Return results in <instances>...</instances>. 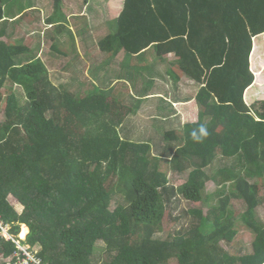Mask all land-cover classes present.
<instances>
[{
	"label": "trees",
	"instance_id": "obj_1",
	"mask_svg": "<svg viewBox=\"0 0 264 264\" xmlns=\"http://www.w3.org/2000/svg\"><path fill=\"white\" fill-rule=\"evenodd\" d=\"M13 1L0 0V21L21 13L10 11ZM107 3L119 30L99 42L103 52L117 56L122 50L137 62L150 53L158 60L177 57L180 71L200 85L199 120L163 131L156 146L125 141L118 127L138 109L137 104L123 105L122 91L131 79L123 71L127 66L121 67L118 82L113 84L110 75L105 85L93 82L89 93L75 95L52 82L46 63L22 39L0 40L3 222L15 236L20 225L29 228L25 244L40 246L42 264H93L100 241L115 255L104 264H264V225L257 217L264 204V69L257 67L255 74L251 68L254 39L264 33V0ZM13 87L22 88L25 104ZM4 90L9 91L5 98ZM255 90L261 94L255 97ZM202 125L208 136L196 142L191 133ZM153 148L156 156L149 154ZM218 156L233 162L216 176L232 183L234 193L220 201L210 214L212 221L190 210L199 222L189 234L158 238L166 209L177 196L199 203L206 185L217 181L206 169ZM192 166L179 188L170 184V173ZM252 167L259 170L261 182L249 178ZM116 195L125 204L111 210ZM233 198L246 207L235 223L229 208ZM236 224L254 234L252 255L231 256L221 246L231 245ZM16 250L0 236L3 259Z\"/></svg>",
	"mask_w": 264,
	"mask_h": 264
},
{
	"label": "crops",
	"instance_id": "obj_2",
	"mask_svg": "<svg viewBox=\"0 0 264 264\" xmlns=\"http://www.w3.org/2000/svg\"><path fill=\"white\" fill-rule=\"evenodd\" d=\"M47 2L50 3L49 9L45 8ZM103 2L106 8L105 14L98 12L99 8H91L93 3L101 4ZM13 3L14 9L10 8V11L13 10L17 13L18 10H21V13L15 19L5 17L3 21H0V40L6 35H16L26 44L25 38L23 36V38L18 37L17 34L25 31L27 26L31 25L28 27H32L33 30L25 37L33 36L34 41H43L44 44L45 39L46 42L49 40L53 42L52 46L48 45L49 49L55 52L56 55L66 57L67 62L64 64V69L67 73H65V76H69L71 86L79 88L83 84V80H87L85 75L98 86L105 85L108 79L111 78L110 75H112L110 80L114 84L120 79L118 75L122 73L123 68L121 67L126 66V62H128V65L129 63H134L136 66L142 64L144 75L142 76L143 79L140 78L143 81L142 86L139 85L138 79H127L129 88L122 91L124 92L122 95V100L125 101H122L124 106L135 107L136 104L138 105L137 111L128 115L118 127L119 134L124 139L141 143L138 139L143 135H132L130 132H141L144 127L151 128L152 123L157 127H159L158 122L167 125L163 129L159 127L162 130L160 134L162 136L165 130H179L186 124L198 122L201 112L196 98L200 85L180 71L177 57L170 55L168 59L158 60L150 53L143 60L137 62L136 60L139 58L135 59V57L126 55L122 50L119 51L117 56L112 50H110L111 53L110 51L109 53L103 52L99 42L109 35L117 34L119 30L116 21L117 16L114 15L115 18H109L107 0H90V2L89 0H61L58 5L55 0H14ZM12 4L8 7H12ZM5 16L8 15L5 14ZM98 19H106V21H102L105 25L98 26L99 21H96ZM25 21L29 24H25ZM62 24L65 28L59 30L58 26ZM57 33L60 34V37ZM5 38L8 40L10 37ZM253 44L254 56L251 57V68L257 74V67L262 68L260 72L264 69V33L255 38ZM58 45L59 48H57ZM95 51L97 54H94ZM90 55H94L91 57H94L95 61H92L93 64L88 65L86 68L84 61ZM58 78V76L56 78L50 76L56 86L63 87L67 91V88H69L68 92L73 94L74 92L71 91L70 86L61 87L60 84L57 85L54 82L59 80ZM256 81L258 82V78ZM262 83L263 80L259 82V84ZM78 94L80 92L75 95ZM259 94H261V91L258 90L253 93L255 97ZM131 99L135 102L132 103ZM138 100H140L139 103ZM148 123H150V126ZM127 124L130 128L127 127ZM124 129L130 134L129 136L135 138H127L122 132ZM145 141L150 142L149 137H143L142 142Z\"/></svg>",
	"mask_w": 264,
	"mask_h": 264
},
{
	"label": "rangeland",
	"instance_id": "obj_3",
	"mask_svg": "<svg viewBox=\"0 0 264 264\" xmlns=\"http://www.w3.org/2000/svg\"><path fill=\"white\" fill-rule=\"evenodd\" d=\"M102 1V0H100ZM90 2V0H89ZM43 7H45L44 4H42ZM46 9L50 8V3L47 2V6L45 7ZM91 8H99L98 12H103L105 14L106 12V8H105V3H93V6ZM104 18V16H102ZM106 18V16H105ZM95 21V19H93ZM96 21H99L98 26H100L101 24L105 25L104 22L102 21H106V19H98ZM94 23V22H93ZM25 24H29V22L25 21ZM31 24V23H30ZM31 26V25H28ZM26 28L25 31L18 33V37L21 38H25L26 40V44L27 46H29L32 50V54L34 56H37L38 58H40L41 60H43L47 65H48V70L50 72V76L53 78H56V76H58L59 80L54 81L57 85L60 84V86H70V89L72 92H74L73 94H77L78 92H80L81 94H84L86 92L89 93V90L92 89V87L90 86V84L92 83L90 79L87 78V76L85 75L87 80H83V84L77 88L74 86H71V81L68 75L65 76V73H67L64 69V64L67 62L66 61V57H63V55H56L55 52H53L51 49H49V46H52L53 42L51 41H47L45 39V44L43 43V41L41 42H37L33 40V36L30 37H25V35H27L29 32H31L32 27H28ZM1 28V27H0ZM96 34V33H95ZM12 37L10 35H6L5 37ZM16 36V35H13ZM23 36V37H22ZM96 36V35H95ZM5 37H2V40H6L7 39ZM59 42V41H58ZM72 43V42H71ZM71 43H69L71 45ZM60 45V43H58ZM49 45V46H48ZM69 45V46H70ZM52 52H51V51ZM31 54V55H32ZM90 54H92L90 52ZM94 54H97V52L95 51ZM94 55H90L87 56L85 58L84 61V65L87 68L88 65L93 64L92 61H95L94 57H91ZM95 57H97L95 55ZM99 59V58H98ZM128 62H126V68L123 70L124 72L127 70V75H129V77L131 79H138V83L139 85L142 86L143 81L140 80L143 79L142 76L143 75V66L142 64H138L137 66L134 63H129V65L127 64ZM146 75V72H145ZM112 77V75H111ZM67 88V87H66ZM69 91V88H67ZM18 97V99L20 100L21 104H25L26 103V98L24 96V92L22 90V88L20 87H13L12 90ZM4 98L6 97V95H8L9 91L8 90H4ZM133 93H135L133 91ZM132 103L135 102L133 99H131ZM4 107H5V103L2 104L1 108H0V122L5 120V113H4ZM159 124L160 128H165L167 125L166 124ZM148 125L150 126V123H148ZM128 127V124H127ZM159 127L153 125L151 128L148 127H144L142 129L141 132H134L131 131L130 134L132 135H143L140 139H138L139 141H141V143H149L150 145L153 144V146H156L157 144L161 143V139L162 136L160 135L162 133V130L159 129ZM130 128V127H128ZM172 128V127H170ZM126 129H124V131L122 130L123 134L131 139L134 136H129L130 134L127 133L125 131ZM120 135V134H119ZM122 139H124L122 136H120ZM143 137L147 138L149 137L150 142H142ZM135 138V137H134ZM125 141H129L132 142L130 140H126ZM132 143H137V142H132ZM156 148H153L149 154L156 156L157 151L155 150ZM172 155V154H171ZM170 155V156H171ZM232 161L228 162L226 159L222 158L221 156H218L216 158V160L214 161V163L212 164V166L208 167L206 169V173L212 177V176H216L218 172H220L221 170L225 169V168H230V166L232 165ZM193 166L189 167V169L185 172L179 173V172H173L170 173L168 176V180L170 182L171 185H175L176 188H179V186L181 184H183L187 178L188 175L190 173V171H192ZM264 173V170L262 171V175ZM249 178H251L252 181H256V182H261L260 180V172L259 170H257L256 168H251L249 172H247ZM247 176V177H248ZM217 181H211L206 185V189L204 190L203 193V200L199 203H194V202H189L187 200H185L181 195L177 196V198L175 199V203L172 204L169 208L166 209L165 215H164V219H163V223H162V231L159 233H157V237L161 238L162 240H166L170 237H174L175 235H177L178 233L185 236L187 234H189V231L191 230V227L194 225L196 226L199 222V219L197 216L193 215L190 213V210L192 211H200L203 213V216H209V219L211 220L213 215L212 214L214 209L219 208L220 206V201L226 197L229 196L230 194L234 193L235 187L233 186L232 183H225L221 180V178L219 176H216ZM263 184H264V180H262ZM264 193V192H263ZM12 198V197H10ZM119 204H125V201L123 200V198L121 197V195H116L113 196V201L111 203V210H114ZM15 209L20 213L23 210V207L20 204H16L15 205ZM230 209L233 210V222L235 223L236 220H240V217L242 216V214L246 211V207L245 205L236 200L235 198H233L230 201ZM257 214H258V218L260 220V222L264 225V204L262 206H260L257 209ZM212 221V220H211ZM237 223V222H236ZM236 227H234V229H236V234L234 235L232 241H231V245L228 247L226 242H222L221 246H223L224 248L226 247V250L228 251V253L231 256H235V257H240V256H244V255H252L253 254V249H252V242L254 241V234H252L251 232H249L247 230L246 227H244V225L242 224H236ZM12 228V227H11ZM24 228H26V232L25 234H23ZM29 234V228L26 225H20V233L17 235L18 239L21 242V246L24 249H30V253H34L36 256L38 254V251H40V246H35L34 248H30L29 245L25 244L26 242V238ZM24 236V237H23ZM24 242V243H22ZM94 252L92 254V263L93 264H104L106 262H110L113 260L114 258V254L109 252V250L107 249V246L104 242L100 241L97 242V244L94 247ZM9 259H3L2 256L0 255V263L1 262H7L9 261Z\"/></svg>",
	"mask_w": 264,
	"mask_h": 264
},
{
	"label": "built area",
	"instance_id": "obj_4",
	"mask_svg": "<svg viewBox=\"0 0 264 264\" xmlns=\"http://www.w3.org/2000/svg\"><path fill=\"white\" fill-rule=\"evenodd\" d=\"M0 236L6 241H10L16 245V252L7 261L10 264L12 261L15 264H42L41 260L34 254L30 253V249H24L21 246V242L17 236H15L11 231V226L3 222L0 216Z\"/></svg>",
	"mask_w": 264,
	"mask_h": 264
},
{
	"label": "clouds",
	"instance_id": "obj_5",
	"mask_svg": "<svg viewBox=\"0 0 264 264\" xmlns=\"http://www.w3.org/2000/svg\"><path fill=\"white\" fill-rule=\"evenodd\" d=\"M191 136H192L194 141L201 142L204 138H206L208 136V131H207L206 127L202 125L199 127L198 130H193L191 133ZM9 258H7V259H9Z\"/></svg>",
	"mask_w": 264,
	"mask_h": 264
},
{
	"label": "bare ground",
	"instance_id": "obj_6",
	"mask_svg": "<svg viewBox=\"0 0 264 264\" xmlns=\"http://www.w3.org/2000/svg\"><path fill=\"white\" fill-rule=\"evenodd\" d=\"M25 232H26V228H24L23 234H25ZM23 237H24V236H23Z\"/></svg>",
	"mask_w": 264,
	"mask_h": 264
}]
</instances>
